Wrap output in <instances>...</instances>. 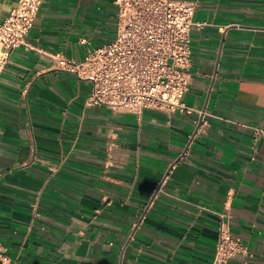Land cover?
<instances>
[{
    "label": "crops",
    "instance_id": "obj_1",
    "mask_svg": "<svg viewBox=\"0 0 264 264\" xmlns=\"http://www.w3.org/2000/svg\"><path fill=\"white\" fill-rule=\"evenodd\" d=\"M185 1L187 109L135 116L55 58L111 43L116 0H42L0 73V264H211L223 222L264 264V0Z\"/></svg>",
    "mask_w": 264,
    "mask_h": 264
},
{
    "label": "built area",
    "instance_id": "obj_2",
    "mask_svg": "<svg viewBox=\"0 0 264 264\" xmlns=\"http://www.w3.org/2000/svg\"><path fill=\"white\" fill-rule=\"evenodd\" d=\"M42 0H21L0 22V73L11 53L26 45ZM115 39L89 52L84 61L56 55L60 69L91 84L89 105L140 116L144 110L172 114L187 109L193 80L191 32L194 4L185 0H116ZM227 223L221 224L211 264H228L241 252Z\"/></svg>",
    "mask_w": 264,
    "mask_h": 264
}]
</instances>
